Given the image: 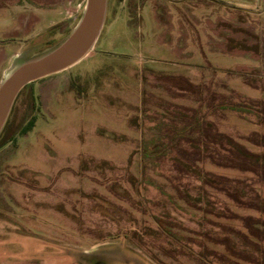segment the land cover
Listing matches in <instances>:
<instances>
[{
    "label": "rangeland",
    "instance_id": "obj_1",
    "mask_svg": "<svg viewBox=\"0 0 264 264\" xmlns=\"http://www.w3.org/2000/svg\"><path fill=\"white\" fill-rule=\"evenodd\" d=\"M85 4L0 0V83L14 65L58 45ZM201 82L264 99V0H108L92 51L26 85L0 134V264H194L153 247L169 245L150 212L198 228L200 213L173 189L177 172L148 169L135 189L128 180L141 179L136 151L149 126L196 106L185 90ZM217 122L236 136L257 128L234 112ZM138 202L151 211L140 213Z\"/></svg>",
    "mask_w": 264,
    "mask_h": 264
},
{
    "label": "trees",
    "instance_id": "obj_2",
    "mask_svg": "<svg viewBox=\"0 0 264 264\" xmlns=\"http://www.w3.org/2000/svg\"><path fill=\"white\" fill-rule=\"evenodd\" d=\"M222 86L224 91L216 92L206 82L190 84L185 96L197 105L165 112L152 122L149 138H143L136 151L141 179L128 183L135 189L136 183H147L148 169L159 173L168 164L169 172H177L171 183L178 198L200 213L195 221L198 228H193L170 214L158 215L136 203L140 213L150 212L158 226L154 233L167 239L168 248L153 246L159 253L164 251L171 259L178 254L194 264H264V99L239 97L227 85ZM226 112L236 113L256 130L237 136L222 131L217 120ZM208 164L238 175L214 172L206 168ZM190 179L199 183L194 185L195 196ZM154 186L176 211L182 210L173 195ZM231 204L253 213L237 212ZM233 221L238 225L230 223Z\"/></svg>",
    "mask_w": 264,
    "mask_h": 264
},
{
    "label": "water",
    "instance_id": "obj_3",
    "mask_svg": "<svg viewBox=\"0 0 264 264\" xmlns=\"http://www.w3.org/2000/svg\"><path fill=\"white\" fill-rule=\"evenodd\" d=\"M107 7L108 0H86L78 23L58 45L10 69L0 83V134L26 85L73 67L92 51L104 27Z\"/></svg>",
    "mask_w": 264,
    "mask_h": 264
},
{
    "label": "flooded vegetation",
    "instance_id": "obj_4",
    "mask_svg": "<svg viewBox=\"0 0 264 264\" xmlns=\"http://www.w3.org/2000/svg\"><path fill=\"white\" fill-rule=\"evenodd\" d=\"M89 257H95L96 255H98L97 253H93V252H91V253H86ZM98 262V261H97Z\"/></svg>",
    "mask_w": 264,
    "mask_h": 264
},
{
    "label": "crops",
    "instance_id": "obj_5",
    "mask_svg": "<svg viewBox=\"0 0 264 264\" xmlns=\"http://www.w3.org/2000/svg\"><path fill=\"white\" fill-rule=\"evenodd\" d=\"M86 253H88V252H86Z\"/></svg>",
    "mask_w": 264,
    "mask_h": 264
}]
</instances>
